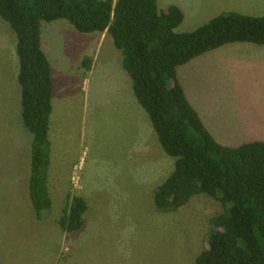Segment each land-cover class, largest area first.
Listing matches in <instances>:
<instances>
[{
	"label": "rangeland",
	"instance_id": "1",
	"mask_svg": "<svg viewBox=\"0 0 264 264\" xmlns=\"http://www.w3.org/2000/svg\"><path fill=\"white\" fill-rule=\"evenodd\" d=\"M158 3L181 7L180 31L225 11L264 14V0ZM42 29L56 82L52 208L38 220L28 196L32 136L21 118L16 35L0 16V264H196L223 204L198 194L177 211L158 210L154 191L175 158L161 147L112 37L81 33L64 19L43 22ZM177 76L219 142L264 140V45L225 44L179 67ZM73 194L85 199L87 211L83 227L69 233L59 218Z\"/></svg>",
	"mask_w": 264,
	"mask_h": 264
},
{
	"label": "trees",
	"instance_id": "2",
	"mask_svg": "<svg viewBox=\"0 0 264 264\" xmlns=\"http://www.w3.org/2000/svg\"><path fill=\"white\" fill-rule=\"evenodd\" d=\"M0 16L16 35L22 124L31 136L28 196L36 218L52 208L49 190L54 77L43 46V22L64 19L81 33L107 31L121 66L148 114L173 172L155 189V207L173 212L193 196L209 194L223 212L212 217L208 248L196 264H264V140L219 142L178 80L177 70L225 44L264 45V14L222 12L192 31H180L184 11L158 0H0ZM92 60L82 65L90 70ZM87 203L70 195L59 225L83 227Z\"/></svg>",
	"mask_w": 264,
	"mask_h": 264
},
{
	"label": "crops",
	"instance_id": "3",
	"mask_svg": "<svg viewBox=\"0 0 264 264\" xmlns=\"http://www.w3.org/2000/svg\"><path fill=\"white\" fill-rule=\"evenodd\" d=\"M44 46V45H43ZM45 49V48H44ZM46 51V50H45ZM48 55V54H47ZM50 59V58H49ZM51 61V60H50ZM52 63V62H51ZM52 68H53V66H52ZM53 77H54V68H53ZM55 78H54V85H55ZM55 93H56V89H55ZM55 100H56V96H55ZM195 107V106H194ZM52 123H53V119H52Z\"/></svg>",
	"mask_w": 264,
	"mask_h": 264
}]
</instances>
